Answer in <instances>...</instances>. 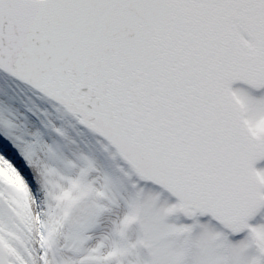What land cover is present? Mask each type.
<instances>
[{
  "label": "snow or ice",
  "instance_id": "1",
  "mask_svg": "<svg viewBox=\"0 0 264 264\" xmlns=\"http://www.w3.org/2000/svg\"><path fill=\"white\" fill-rule=\"evenodd\" d=\"M0 264H264V0H0Z\"/></svg>",
  "mask_w": 264,
  "mask_h": 264
},
{
  "label": "rangeland",
  "instance_id": "2",
  "mask_svg": "<svg viewBox=\"0 0 264 264\" xmlns=\"http://www.w3.org/2000/svg\"><path fill=\"white\" fill-rule=\"evenodd\" d=\"M0 139L2 140L3 138H2V137H0Z\"/></svg>",
  "mask_w": 264,
  "mask_h": 264
}]
</instances>
